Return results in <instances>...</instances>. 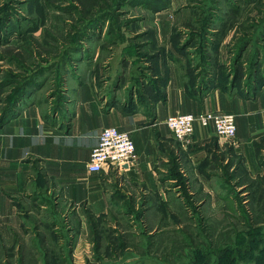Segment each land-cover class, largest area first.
<instances>
[{
    "label": "rangeland",
    "instance_id": "obj_1",
    "mask_svg": "<svg viewBox=\"0 0 264 264\" xmlns=\"http://www.w3.org/2000/svg\"><path fill=\"white\" fill-rule=\"evenodd\" d=\"M160 40L181 48L186 62L213 71L218 83L231 73L248 83L260 71L253 58L264 57V0H0V111L8 120L40 86L43 101L49 102L47 92L56 96L52 105L63 106L66 76L79 60L83 69L100 54L92 74L101 77L103 60L119 53L120 44L129 43L123 48L137 65L150 53L144 45ZM192 174L168 173L177 179L169 187L180 191L182 204L168 196L172 207L166 202L142 220L139 211L133 218L110 212L89 225L65 207L64 246L44 224L46 213L23 203L38 229L27 236L34 250L12 258L9 243L0 242V264H264V173L240 167L199 173L201 179Z\"/></svg>",
    "mask_w": 264,
    "mask_h": 264
},
{
    "label": "crops",
    "instance_id": "obj_2",
    "mask_svg": "<svg viewBox=\"0 0 264 264\" xmlns=\"http://www.w3.org/2000/svg\"><path fill=\"white\" fill-rule=\"evenodd\" d=\"M127 44L119 45V53L106 56L101 77L92 74L100 54L83 69L85 61L79 60L77 69L66 76L63 106L52 105L56 96L47 92L49 102L43 101L40 86L24 97L8 120L0 111V242L9 243L12 258L28 257L26 250L34 249L27 244V236L38 231L30 226L23 203H35L46 213L44 224L56 235L54 242L60 238L64 246L60 226L65 207L90 225V219L110 212L133 218L139 211L142 220L145 212L154 213L166 202L172 207L168 196L182 204L180 191L169 187L177 179L167 177L179 158L183 164L178 172L193 173L198 179L199 173H237L240 167L248 173H264L260 162L264 151L262 52L254 58L249 53L248 60H256L260 71L248 83L233 73L225 83H218L213 71L207 74L202 64L186 62L179 55L181 48L167 41L144 45L150 53L137 65L123 48ZM3 98L0 86V109ZM201 112L234 114L236 143L225 144L213 125L199 124L190 145L176 141L167 118ZM109 126L131 135L136 145L134 163L120 169L107 164L101 172H91L92 149Z\"/></svg>",
    "mask_w": 264,
    "mask_h": 264
},
{
    "label": "built area",
    "instance_id": "obj_3",
    "mask_svg": "<svg viewBox=\"0 0 264 264\" xmlns=\"http://www.w3.org/2000/svg\"><path fill=\"white\" fill-rule=\"evenodd\" d=\"M166 123L172 135L183 144L193 140L197 124L203 127L213 125L217 136L223 142L236 143V117L232 113H178L170 115ZM135 157L136 145L131 135L116 126H109L103 129L98 145L92 149L88 168L95 173L101 172L107 164L120 169L134 163Z\"/></svg>",
    "mask_w": 264,
    "mask_h": 264
},
{
    "label": "trees",
    "instance_id": "obj_4",
    "mask_svg": "<svg viewBox=\"0 0 264 264\" xmlns=\"http://www.w3.org/2000/svg\"><path fill=\"white\" fill-rule=\"evenodd\" d=\"M242 49H243V47H241L240 55H242ZM177 164H178V163H177V161L175 160V161L173 162V166H172L173 173H179V172H178L179 167H178Z\"/></svg>",
    "mask_w": 264,
    "mask_h": 264
}]
</instances>
